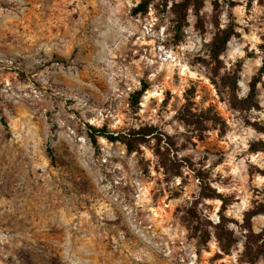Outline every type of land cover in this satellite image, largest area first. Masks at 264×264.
I'll use <instances>...</instances> for the list:
<instances>
[{
  "label": "rangeland",
  "instance_id": "obj_1",
  "mask_svg": "<svg viewBox=\"0 0 264 264\" xmlns=\"http://www.w3.org/2000/svg\"><path fill=\"white\" fill-rule=\"evenodd\" d=\"M182 1L0 0V264H264V0H198L178 29ZM225 76L237 100L259 79L255 106ZM88 126L156 132L128 153Z\"/></svg>",
  "mask_w": 264,
  "mask_h": 264
},
{
  "label": "trees",
  "instance_id": "obj_2",
  "mask_svg": "<svg viewBox=\"0 0 264 264\" xmlns=\"http://www.w3.org/2000/svg\"><path fill=\"white\" fill-rule=\"evenodd\" d=\"M164 5L168 3L169 0H161ZM198 0H183L179 4H174L172 6L173 11L176 15V24L177 28L180 29L186 18V13L189 7L196 6ZM151 0H141V2L135 7L133 10V13L139 14V13H146L147 8L150 4ZM233 35V31L231 29L223 30L220 34V36L211 43L210 45V57L213 61H218V57L223 53L226 49V46ZM260 73H263L260 71ZM259 82V79H254L250 86H249V92L247 94V97L242 100H237L235 98L234 92L236 90V82L233 78L230 77H223L221 80L222 87L227 88L231 95V103L235 99L236 104L240 105L242 107H253L255 106L254 98H255V91H256V84ZM144 88L141 90L140 95L144 92ZM135 102L137 99L134 100ZM234 106V105H233ZM234 108V107H233ZM243 109V108H242ZM3 125L5 123L3 122ZM259 131L264 133V127L263 128H257ZM87 137L89 142L92 146L97 145L98 138H103L109 142L112 143H120L123 145L128 153H132L138 150V148L144 144L147 140V137H154V134L156 130L153 127H143L138 130H129L128 132H120V133H110L106 130V128L97 129L94 127L87 128ZM50 151V150H49ZM253 152L256 151H264V142L260 144V147L258 149H253ZM163 167L166 171H173L171 162L170 164L163 163ZM174 175H179L178 170L175 172ZM202 198H216L218 197L214 193H205L200 194ZM197 202L192 204V206L186 210V214L184 216V221L187 223V226L192 230L193 235L197 238L199 244H206L209 241V232L207 228H203V219L198 214V211L196 210ZM255 215H263L264 216V205L258 206L254 211H252L249 216H255ZM219 242L222 245V248L224 250H227L229 248L230 243V237L227 236L226 233H221V236L218 238ZM251 242L258 243L256 252V256L264 254V227L261 230V232L257 235H254L253 238L250 240ZM245 249L248 250V248L245 246ZM255 256V257H256ZM253 261V259L251 260Z\"/></svg>",
  "mask_w": 264,
  "mask_h": 264
}]
</instances>
